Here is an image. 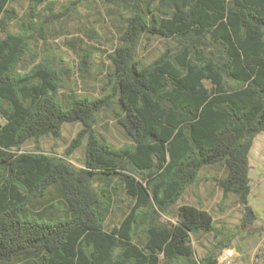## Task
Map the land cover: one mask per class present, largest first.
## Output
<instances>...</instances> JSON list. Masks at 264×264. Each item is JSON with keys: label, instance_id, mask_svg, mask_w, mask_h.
Here are the masks:
<instances>
[{"label": "trees", "instance_id": "obj_1", "mask_svg": "<svg viewBox=\"0 0 264 264\" xmlns=\"http://www.w3.org/2000/svg\"><path fill=\"white\" fill-rule=\"evenodd\" d=\"M10 1L0 0V264H215L191 244L212 229L209 211L181 204L175 222L159 217L204 166H221L218 186L247 203L249 152L264 132V0H110L129 14L102 92L65 100L48 58L19 68L27 28L9 30ZM45 1L30 0L28 28ZM142 38L167 41L149 63L137 58ZM113 107L130 145L95 130ZM72 122L81 128L65 154L86 137L82 167L22 150ZM118 188L128 210L111 224Z\"/></svg>", "mask_w": 264, "mask_h": 264}, {"label": "rangeland", "instance_id": "obj_2", "mask_svg": "<svg viewBox=\"0 0 264 264\" xmlns=\"http://www.w3.org/2000/svg\"><path fill=\"white\" fill-rule=\"evenodd\" d=\"M156 3V1L154 2ZM30 0H11L9 8L16 13L9 30L18 32L27 28V50L22 55L19 68L28 70L33 65V55L38 59L50 60L56 73L61 76L62 87L58 96L65 100L71 94L100 95L106 82L107 70L111 67L109 53L117 44L119 29L129 14L123 2L114 4L110 0H48L37 6L35 23L28 28ZM172 45L174 41L168 40ZM167 41L159 38H142L137 47V58L149 63L165 48ZM87 56V63L82 57ZM37 59V60H38ZM116 107L105 108L97 115L95 130L116 148L130 145L131 140L115 119ZM0 114V125L4 122ZM78 122L64 123L59 137H41L38 142L27 141L22 150H35L38 145L46 153L63 157L75 167L84 165L86 149L83 143L70 155L65 151L70 140L80 130ZM21 150V151H22ZM249 185L247 203L238 201L236 194H224L217 184L223 175L219 165L204 166L199 170L196 181L188 185L172 203L160 221H173L181 204H192L210 212L212 229L208 232L191 234L193 258L200 259L208 251L216 257L215 264H264V132L256 135L249 152ZM117 205L120 207L110 217L116 223L123 217L129 203L125 192L118 188ZM252 212L246 219L245 207ZM232 248L235 252L229 263L220 262L222 252Z\"/></svg>", "mask_w": 264, "mask_h": 264}, {"label": "built area", "instance_id": "obj_3", "mask_svg": "<svg viewBox=\"0 0 264 264\" xmlns=\"http://www.w3.org/2000/svg\"><path fill=\"white\" fill-rule=\"evenodd\" d=\"M234 254H235V252H234V250L232 248H226L222 252V256H221L220 262L229 263L230 260L233 258Z\"/></svg>", "mask_w": 264, "mask_h": 264}, {"label": "water", "instance_id": "obj_4", "mask_svg": "<svg viewBox=\"0 0 264 264\" xmlns=\"http://www.w3.org/2000/svg\"><path fill=\"white\" fill-rule=\"evenodd\" d=\"M245 216H246V219H250L253 217L252 212L248 206L245 207Z\"/></svg>", "mask_w": 264, "mask_h": 264}]
</instances>
